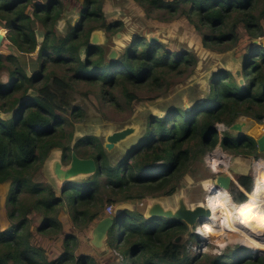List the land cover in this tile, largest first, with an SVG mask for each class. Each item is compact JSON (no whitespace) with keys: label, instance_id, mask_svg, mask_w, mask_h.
I'll return each mask as SVG.
<instances>
[{"label":"trees","instance_id":"1","mask_svg":"<svg viewBox=\"0 0 264 264\" xmlns=\"http://www.w3.org/2000/svg\"><path fill=\"white\" fill-rule=\"evenodd\" d=\"M104 1L83 0L78 10L80 18L75 25L67 24L63 35L56 30V23L64 17L62 6L57 9L54 1L46 5V1L38 0H0V29L9 30L7 39L18 50V55L0 53V71L6 70V62L22 60V53L35 52L41 45L44 54L39 60L46 56L56 65L76 64L69 81L56 78L54 87L45 84L44 91H31L33 93L25 100L29 87L20 83L18 77L11 86L8 73L0 72V111L9 114L16 109L10 120L0 119V186L4 187L0 211L4 198L10 221L5 230L0 224V264H79L80 260L89 258L75 256L77 239L74 236H65L64 252L54 261L49 260L42 247L34 244L35 232L53 238L62 234L59 214L65 213V207L74 226L87 229L102 219L105 205L171 196L198 155L205 158V153H211L219 143L225 152L235 156L260 158L262 155L252 137H241L233 142L227 135L220 141L217 127L219 124L231 126L239 115L251 117L259 124L264 122V96L260 95L261 90L264 92V70L261 71L264 46H257L255 42L264 38L261 24L264 10L255 16L264 0L241 3L234 0H135L149 19L173 22L187 18L202 34L203 46L209 50L225 52L236 47L238 53L248 55L243 89L249 80L248 87L241 93L243 89L229 73L222 70L215 73L210 96L203 103L190 111L174 108L163 119L150 118L145 137L116 166L111 165L102 142L96 137L82 138L72 148L75 123L84 118V111L71 104L67 95L73 83L99 87L101 98L104 97L101 103L113 110L121 106L131 108L139 99L136 96L139 90L165 93L176 78L189 76L197 65L195 55L186 51L172 52L163 43L152 45L142 34L117 60H109L105 47L90 45L91 34L97 29L114 34L124 24L107 22ZM241 24L246 30L245 36L238 32ZM39 26L46 31L44 42L37 41V34H43L37 31ZM251 64L256 70L252 76L249 74ZM3 74L8 78L6 84L1 82ZM23 79L29 80L27 75H23ZM115 89L123 92V103L112 94ZM69 113L70 118L66 116ZM57 148L63 151L65 165L73 153L81 159L94 158L100 163V169L93 176L67 184L60 190L59 197L54 186L41 177L46 159ZM119 174L122 178L117 181ZM252 181L250 176H240L235 182L240 187V190L235 185L231 188L236 203L249 200ZM214 188L217 191L209 195L210 205L217 203L219 210L233 205L231 193ZM34 214L42 217L35 232L30 220ZM187 232V225L180 220L147 219L137 211H125L114 219L108 241L110 248L116 251L112 241L123 239L130 264H264V255L245 260L233 259L225 255L226 252L214 257L192 256L187 247V241L192 240L174 242Z\"/></svg>","mask_w":264,"mask_h":264},{"label":"rangeland","instance_id":"2","mask_svg":"<svg viewBox=\"0 0 264 264\" xmlns=\"http://www.w3.org/2000/svg\"><path fill=\"white\" fill-rule=\"evenodd\" d=\"M82 1L83 0L76 2L67 1L69 3L63 17L64 19H66L67 24L73 22L74 20H77L78 18L77 13L80 8V4H82ZM234 1L236 3H241L245 0H234ZM104 10L107 15L108 23L122 22L124 24L123 27L119 28L117 32L114 34H109L106 31L103 32L104 36L108 40V44L105 47L106 52H109L110 47L114 45L113 39L115 40V37L119 34L121 35L123 34L124 36H126L133 33L134 35L137 36L136 38H139V34H142L144 36L146 32H149L151 30L156 32V30L160 29L161 31L160 37L164 41L163 44L167 47L168 50L172 52L190 50L196 53L197 55H199L200 58H202L203 67L198 69V74H197L198 76L202 75L206 71H210V75H212L214 71H218V72L221 70L224 71V69L221 68L220 65L222 57L225 56L226 54L231 53L233 49L235 50V53L233 54V59L235 61L237 60L241 61L242 56L245 55V53H243L242 51L238 53L236 47L225 52H221L218 50H209L203 46L202 34L196 30L195 26L191 24L187 18L185 17L179 18L173 22H161L158 19H154V18L149 19L146 17V12L144 8L140 6L139 3L136 2L135 0H105ZM262 10H264V5H260L257 8L255 12V16L256 17L259 16ZM117 11H121L120 16L117 15ZM126 19L127 22L124 21ZM135 19H137V21L135 22L139 27H135L132 25V21H134ZM261 24L264 27V20L261 21ZM3 30L5 29L4 28L0 29V33ZM5 31L7 32L5 36H7L8 30ZM136 32H139V34H136ZM238 32L241 36L246 35V30L242 24L240 25ZM133 40H131V42ZM117 42H118L117 46L121 51L125 50L127 46L131 43V42L128 43L129 40H126L124 38L123 40ZM255 42L257 46L260 45L264 46V38L256 40ZM12 47L16 48V46L13 45L10 40H4L0 51L4 56H7L10 53L15 52V50ZM24 57L28 58V60L31 58L34 59L35 53ZM250 66L251 67L249 68V74L252 76L256 72V70L252 66V64ZM195 69L197 68L195 67L189 76L182 77L180 79L176 78L175 79L176 82L165 93L157 92V91L151 92L148 90H139V92L136 95L139 99L133 102L131 108L121 106L116 110L111 109L105 103H101V99H103L104 97L101 98V92L99 87L84 82L74 83L72 85L71 90H69V92L71 93L70 96L71 104L75 106H79V108L82 111H84V118L80 122L75 123V131H77V127L79 126V124L83 123L87 119V117L88 118L92 117L90 121L101 118L106 125L125 124L132 120H138L139 124H142L143 121L146 122L149 119L148 117H154V118L163 117L165 115V112H163L164 110L166 111L169 107L172 110L174 108L177 107L179 108L181 106V101L178 99L177 96L187 86ZM263 70L264 69H262L261 71ZM87 72L88 71H85V73ZM3 81H7L6 76L3 77ZM248 83L249 80L247 81V87H248ZM247 87L243 90H240V92L243 93L247 89ZM262 92L263 90H261L260 95L264 96V92L263 94ZM112 94H114L115 97L123 103L124 94L121 90L118 89L112 90ZM69 115L70 113L68 115L66 114L67 117H69ZM263 123H260L259 126L260 127L263 126ZM224 125L227 126L226 124ZM84 128H85L84 132L79 136L91 135L95 133L94 132L95 124L90 126L89 123H86ZM251 131H252V126L250 125L246 129V135L249 137H254V139L256 140L258 137L256 136V134H253ZM227 135H229L231 141L234 142L237 140L232 138V137H236L235 134L227 132L226 134L223 135V137ZM228 154L232 156L233 159L235 158L234 154H230V153ZM259 154L260 155L262 154L260 158H256L254 156H247V157L239 156L241 157L242 162L238 161V163H236L237 164L236 168L239 170L238 174L231 172V175L233 177L231 188L233 187V185H235L240 190V187H238L239 185H237L236 183L238 182V178L245 173L248 174L247 176L252 177L253 183L256 181L258 177L260 180V176H262L264 173V165L261 168L259 167V171H258L256 169V164L264 162V152ZM50 155H51L50 156L51 160H56L57 157H59L60 159V157L62 156V152L60 150H55ZM207 155L208 153H205V158L200 154L198 155V160L193 164V166H195L197 170L191 175L194 183L189 190L185 188L184 191L185 193H188L187 196L191 204L198 205L202 203V201L205 199L206 206L212 211L219 213L218 206L216 205L217 203L216 204L213 203L212 205L214 206L210 205V201H209L210 194H208V191H204L200 186V181L203 177L209 178L213 175L210 171L214 172L215 170H220V168L216 167L213 163H211L208 160ZM70 162L71 160H69L67 164L69 165ZM63 165L64 167H66L65 164ZM41 177H43V181L45 183L50 184L44 172L41 175ZM121 178H122V174H119L116 177V180L119 181ZM101 183H103V179H101ZM56 185L58 187L54 186L55 188L54 191H56L59 197L60 195H62L59 190L61 186L58 184ZM213 190H217V189L213 188ZM226 193L227 194L231 193L233 197V199H231V203L233 205L230 206L229 208L235 205H240V203L233 202L235 201V197L233 196L231 189L229 191H226ZM250 193L251 191L248 193L247 199L250 198L251 196ZM3 195H4V187L1 188L0 186V196L3 197ZM130 203L134 207V210H130V211H135V208L138 205H140L142 201L136 200ZM124 204L126 203L113 205L115 207L114 210L118 206L120 205L122 206ZM1 206H2V210L0 211V224L2 230H5L10 226V221L7 216V208L5 207L4 198L1 199ZM107 208H108L107 205H105L101 213L102 218L112 216L113 213L112 214L107 213ZM70 210L71 213L74 212L72 202H71ZM30 220H32L31 228L32 231H34L35 228L41 225L42 217L40 215L34 214L30 216ZM59 222L63 226V232L57 237L53 238L46 235H41L40 233L34 231L35 232L34 244L42 247L45 250L44 252H46L50 261L57 260L62 256L64 252L63 241L65 239V236H74L77 239V246L74 251L75 256L76 257L83 256L89 258L86 260L85 259L80 260L78 262L79 264H130L131 262L130 255L126 251L123 239L120 242H118V240L112 241L113 248L116 251L110 248V253L108 255L103 254L99 256V254L94 249H92L88 243V238H89L88 235L90 233L91 228L95 224L91 225L87 229H80L79 227L74 226L72 217L69 214H65L63 212L59 214ZM204 225H212L211 220L207 218L202 224L201 223L196 224L194 228V232L196 233V231L200 228H203ZM124 236L125 234H123V237ZM196 236L197 235H192V237L189 239L192 241L191 242L187 241L188 246L191 245L192 247L190 252L192 256L200 253L203 255H210L214 257L221 255L222 252H226L225 255L233 259L245 260L248 258L251 259V254L254 251H257L258 253L264 251L261 249L258 250L253 245L249 244L248 241H243L242 238L240 237H237L235 240L233 236L231 237L227 236L224 237L221 241H219L211 237H206V236L196 237ZM231 239H234V241H232ZM206 264H210V263L206 262Z\"/></svg>","mask_w":264,"mask_h":264},{"label":"water","instance_id":"3","mask_svg":"<svg viewBox=\"0 0 264 264\" xmlns=\"http://www.w3.org/2000/svg\"><path fill=\"white\" fill-rule=\"evenodd\" d=\"M78 18L71 22L72 25H75L78 19L80 18L79 12L77 13ZM117 15H121V11H117ZM107 16V15H106ZM127 22V19L124 20ZM67 28L66 19H61L56 23V30L60 34L65 33ZM105 30L97 29L92 32L90 37V45L91 46H103L106 47L108 44L107 38L104 36ZM163 31V30H162ZM7 33V32H6ZM5 34L0 33V50L5 40ZM161 31L160 29L153 31L146 32L144 37L148 40V42L152 45L163 43L164 41L160 37ZM137 36L133 33L124 36L123 34H119L113 39L114 45L110 47L109 52H107V58L109 60H117L122 52L118 48V42L124 39L131 40L135 39ZM196 56L197 58V65L194 73L191 76V79L187 86L178 94V99L181 101V106L179 108L190 111L195 105L203 103L211 93V79L214 73L218 71H214L212 75H210V71H206L202 75L198 76V69L203 67V60L200 58L199 55L194 53L190 50H185ZM86 48L84 47L81 50L82 59H85ZM235 50L233 49L231 53L226 54L222 57L221 60V68L224 69L225 72L229 73L236 85L243 89L246 86V79H245V72L248 69L249 62L248 55H244L241 58V61H235L233 59V54ZM213 70V69H212ZM211 70V71H212ZM7 75L3 74L1 76V82L3 84L8 83L7 81H3V77ZM208 83V85H207ZM29 92L28 95L23 99H27L31 96ZM178 108V107H177ZM171 108L169 107L165 112V115L159 119H163L169 112ZM16 113V109L11 113H3L0 111V119L2 120H10L14 114ZM152 116V115H150ZM92 117L88 118L79 126L77 127V131H75L74 140L72 143V148L76 143L86 137H96L102 142L103 148L110 159L111 165L116 166L118 165L124 157L129 153L131 149L136 147L142 139L145 137L147 130H148V120L154 117H148L149 119L146 122H142L139 124L138 120H132L125 124H111L106 125L105 122L101 119H95L90 121ZM156 118V117H155ZM250 118V119H248ZM89 123L90 126L95 124V133L91 135L79 136L85 130V124ZM252 126V133L256 134L258 137L256 139L258 144V151L259 153L264 152V123L263 126H259V123L256 122L251 117L245 115L237 116L231 126H229L228 132L235 134L236 137H232L234 139H238L241 137H245L246 129L249 126ZM249 137V136H248ZM254 138V137H252ZM60 150L62 152V156L57 157L56 160L50 159V154L55 151ZM50 154L49 157L46 159L42 172H44L45 176L48 179L50 185L58 187L56 184L60 185L62 190L65 186L71 182H75L77 180H85L91 176H93L99 169L100 163L96 161L94 158L89 159H81L75 153L72 154L71 162L68 165H65L62 160L63 151L62 149H55ZM245 157V156H242ZM238 161L242 162L241 157L235 156V158L231 159L228 169L224 173L214 174L209 178H202L200 181V186L204 191H208L212 187H217L222 190L229 191L232 185V177L227 175L228 172H234L235 174L239 173V170L236 168ZM195 166H191L185 176L182 177L180 180L178 187L174 194L171 196L166 197H148L145 198L140 205L135 208L139 214L143 215L147 219L151 218H167V219H177L184 222L188 227V232L185 235L178 236L174 242L176 244H181L184 241L189 240L192 235H194V228L196 224L203 222L206 218L211 216L210 209L206 206V200L204 199L202 203L198 205L191 204L187 194L185 193L184 189L187 188L189 190L193 185L192 180V173L196 172ZM248 174L245 173L242 176H247ZM126 204L118 206L112 216H108L102 218L92 229L89 236V246L93 248L98 254H109L110 253V244L108 241L109 238V231L114 225V219L118 217L125 211L134 210L133 205L130 202H125ZM129 209V210H126ZM65 214H67L68 210L67 207L64 208Z\"/></svg>","mask_w":264,"mask_h":264},{"label":"bare ground","instance_id":"4","mask_svg":"<svg viewBox=\"0 0 264 264\" xmlns=\"http://www.w3.org/2000/svg\"><path fill=\"white\" fill-rule=\"evenodd\" d=\"M255 184L245 203L219 210V213L210 209L212 225H204L198 232L219 241L227 236H233L235 240L240 237L258 250H264V173Z\"/></svg>","mask_w":264,"mask_h":264},{"label":"flooded vegetation","instance_id":"5","mask_svg":"<svg viewBox=\"0 0 264 264\" xmlns=\"http://www.w3.org/2000/svg\"><path fill=\"white\" fill-rule=\"evenodd\" d=\"M38 1H46V5L48 3H50L51 1H54L55 5H56L55 7H57V9H60V7L62 6L61 15H62V13L63 14L65 13V11L67 10V6H68V2L66 0H38ZM33 2H34V0H33ZM135 21H137V19L132 21V25L135 27H139ZM37 31L43 33V34H37V41L39 40V41L44 42L45 37H46V31H44L41 28V26H39V29ZM136 34H139V32H136ZM5 40H8L7 36H5ZM29 48H31V47H29ZM36 48L37 49L35 52L22 53L23 56H28L30 54L35 53L34 59L31 58L28 60V58L23 57L22 60H15L12 62H6V67H5L6 70H4V69L3 70L6 72V74L8 73L7 74L8 77L11 78V80H10L11 86L14 84V81H15L14 78L18 77V80H20V83H24L25 86L29 87L28 91L30 90V91H35V92L39 93V92L44 91L46 89L44 87L45 84H49L50 86L54 87L57 84L56 78H59V79L64 78L66 81H69L70 77L75 73L74 68H75L76 64L74 62H63L61 65H56L55 62L50 61V59L47 58L46 56L43 59L39 60L40 56H42L44 54L43 53L44 48L42 45L37 46ZM13 49L15 50V52H12L10 54L18 55L17 47L13 48ZM0 53H1V51H0ZM3 70H1V71H3ZM23 75H27L29 80L25 81L23 79ZM67 95L71 96V93L69 92V94H67ZM71 157H72V155H71ZM210 172L213 175L216 174L212 171H210ZM224 172H225V170L223 172L220 171L217 173H224ZM227 175H230L232 177L230 172H228ZM232 181H233V177H232ZM213 188H210L209 190H213Z\"/></svg>","mask_w":264,"mask_h":264},{"label":"built area","instance_id":"6","mask_svg":"<svg viewBox=\"0 0 264 264\" xmlns=\"http://www.w3.org/2000/svg\"><path fill=\"white\" fill-rule=\"evenodd\" d=\"M228 129H229V127H227V126H225L224 124H219L218 125V127H217V130H218V132H219V137H220V141H221V139L223 138V135L224 134H226L227 132H228ZM218 155H220V156H218ZM207 158H208V160L211 162V163H213L216 167H218V168H220V170H215L214 171V173H216V174H219V173H217V172H223L224 170H225V172L227 171V169H228V165H229V163H230V161H231V159H232V156H230L228 153H226L224 150H223V148H222V146H221V144L219 143L218 145H217V147L211 152V153H208V155H207ZM224 166H225V169H224ZM263 165H261L260 163H258V164H256V169L259 171V167L261 168ZM224 169V170H223ZM259 179V177L256 179V181L253 183L252 182V188H251V192L254 190V188H255V186H256V182H257V180ZM212 191H214V190H209L208 191V194H211L212 193ZM215 191H217V190H215ZM208 198V197H207ZM206 198V199H207ZM233 202H235V201H233ZM246 202V201H245ZM244 202V203H245ZM243 204V203H242ZM108 208H107V213L108 214H112L113 213V211H114V206L113 205H110V206H107ZM207 219V218H206ZM205 219V220H206ZM204 220V221H205ZM203 221V222H204ZM203 222H200L201 224L203 223ZM195 233V232H194ZM194 235H197V236H203L202 234H200L199 232H198V230L196 231V233L194 234ZM191 249H192V247H191V245H189L188 246V250L191 252ZM224 252H222L221 253V255L223 254ZM198 254H200V253H198ZM260 255H264V251H261V252H257V251H254V252H252V259H256L258 256H260Z\"/></svg>","mask_w":264,"mask_h":264},{"label":"crops","instance_id":"7","mask_svg":"<svg viewBox=\"0 0 264 264\" xmlns=\"http://www.w3.org/2000/svg\"><path fill=\"white\" fill-rule=\"evenodd\" d=\"M98 222H99V221H98ZM98 222H97V223H98ZM97 223H96V224H97ZM96 224H95V225H96ZM95 225H94V226H95ZM94 226H93V227H94ZM93 227H92V228H93ZM92 228H91V229H92ZM90 232H91V230H90ZM108 235H109V234H108ZM88 236H90V233H89ZM88 242H89V238H88ZM92 249H93V248H92Z\"/></svg>","mask_w":264,"mask_h":264},{"label":"clouds","instance_id":"8","mask_svg":"<svg viewBox=\"0 0 264 264\" xmlns=\"http://www.w3.org/2000/svg\"><path fill=\"white\" fill-rule=\"evenodd\" d=\"M227 153V152H226Z\"/></svg>","mask_w":264,"mask_h":264}]
</instances>
